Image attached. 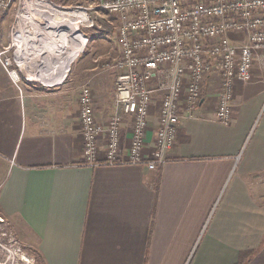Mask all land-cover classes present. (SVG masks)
Masks as SVG:
<instances>
[{
  "label": "crops",
  "instance_id": "1",
  "mask_svg": "<svg viewBox=\"0 0 264 264\" xmlns=\"http://www.w3.org/2000/svg\"><path fill=\"white\" fill-rule=\"evenodd\" d=\"M115 45L112 60L119 57ZM78 50L75 44L42 85L22 76L14 83L0 62V215L23 244L42 264H264L259 61L251 81L233 82L229 125L215 115L220 82L213 74L201 105L191 116L183 112L175 144L155 169L90 166L78 123L80 89L92 86L95 118L104 124L116 113L118 71L99 63L109 56L104 49L78 57L63 78ZM155 128L151 116L146 153ZM130 135L125 117L124 154ZM105 146L100 138V155Z\"/></svg>",
  "mask_w": 264,
  "mask_h": 264
},
{
  "label": "built area",
  "instance_id": "2",
  "mask_svg": "<svg viewBox=\"0 0 264 264\" xmlns=\"http://www.w3.org/2000/svg\"><path fill=\"white\" fill-rule=\"evenodd\" d=\"M12 1L0 0V12ZM101 8L119 16V57L112 65L118 71L116 113L104 124L97 122L92 89H80L78 123L85 163L155 169L175 144L183 112L191 116L201 105L213 74L220 82L216 118L231 123L234 80L251 81L255 60L264 67V0H105ZM16 36L11 55L13 45L0 50V62L14 83L26 63L17 51ZM151 116L156 128L153 147L146 153ZM125 117L131 123L126 154L121 136ZM100 138L106 144L103 155L98 151Z\"/></svg>",
  "mask_w": 264,
  "mask_h": 264
},
{
  "label": "rangeland",
  "instance_id": "3",
  "mask_svg": "<svg viewBox=\"0 0 264 264\" xmlns=\"http://www.w3.org/2000/svg\"><path fill=\"white\" fill-rule=\"evenodd\" d=\"M39 1L42 0H13L7 9L0 12V14L7 15L6 19L0 21V50L13 45L9 52V55H11L15 48L14 37L20 34L24 39L21 41H27V43L24 44L25 46L22 49L17 47L18 53L24 51L28 60H31L32 56L34 60L33 65L30 63V66L25 67L20 75L23 78L25 76L32 77L30 80H33V83L42 85L44 80H38V78L34 80L33 77L35 76L32 74L36 72L38 65L46 57L47 53L43 55L45 46L49 44V47H51L52 32L49 34L50 36L42 35V29L39 28L38 24L32 23L28 19L33 12H39L37 5H35ZM43 1L63 12L75 11L85 14L86 19L76 24H73V22L80 20V18H72L73 22L68 18L71 27H77L74 43L79 47L76 56L69 64V70L73 64L72 62L78 57L81 59L83 57L87 58L88 55L97 56L104 49H108L109 56L108 58H100L98 61L104 63L109 70H114L112 65L116 60H112V58L116 55L114 53L116 51L115 43L117 42L115 30L119 24V16L107 13L101 8L105 0H65L62 4H55L51 0ZM16 15L18 17H15ZM68 20L65 19V23ZM32 66L34 67L32 68ZM23 81H25L24 84L27 83L26 80ZM87 86L92 88L90 84ZM0 264H42L36 254H33L31 249L23 244L11 223L2 215H0Z\"/></svg>",
  "mask_w": 264,
  "mask_h": 264
},
{
  "label": "bare ground",
  "instance_id": "4",
  "mask_svg": "<svg viewBox=\"0 0 264 264\" xmlns=\"http://www.w3.org/2000/svg\"><path fill=\"white\" fill-rule=\"evenodd\" d=\"M37 10L39 12H33L32 15L28 18L32 23L38 24L39 28L42 29V35H49L51 32V47L45 46L46 57L43 59L42 63L38 65L36 72L32 75L35 80H40L47 75H54L56 71L59 72V68L64 65L69 55L72 53L75 46V34L77 32V27H71V23L68 18L72 21V18L80 20L73 22V24L79 23L86 19L83 12H63L54 8L51 4L45 1L36 2ZM65 19L68 22L65 23ZM37 26V27H38ZM50 36V35H49ZM48 36V37H49ZM23 37L21 35L16 36V45L19 49L24 48V44L27 41H21ZM43 39V38H42ZM24 40V39H23ZM15 42V41H14ZM26 48V47H25ZM36 51V50H35ZM21 56V61L26 62L25 66H22V70L30 66L34 62L33 56L31 60L26 58L25 52H19ZM28 55V54H27ZM33 65V64H32ZM34 66H32L33 68ZM31 68V67H30ZM35 71V70H34ZM29 74V73H28ZM31 76V75H30ZM32 78V77H31Z\"/></svg>",
  "mask_w": 264,
  "mask_h": 264
},
{
  "label": "trees",
  "instance_id": "5",
  "mask_svg": "<svg viewBox=\"0 0 264 264\" xmlns=\"http://www.w3.org/2000/svg\"><path fill=\"white\" fill-rule=\"evenodd\" d=\"M51 1L54 2L55 4H62L65 0H51ZM6 18H7L6 14L3 13L0 14V21Z\"/></svg>",
  "mask_w": 264,
  "mask_h": 264
},
{
  "label": "water",
  "instance_id": "6",
  "mask_svg": "<svg viewBox=\"0 0 264 264\" xmlns=\"http://www.w3.org/2000/svg\"><path fill=\"white\" fill-rule=\"evenodd\" d=\"M202 102V101H201Z\"/></svg>",
  "mask_w": 264,
  "mask_h": 264
}]
</instances>
